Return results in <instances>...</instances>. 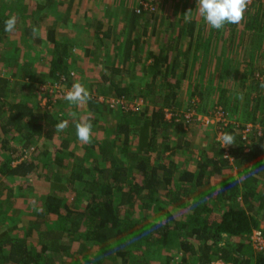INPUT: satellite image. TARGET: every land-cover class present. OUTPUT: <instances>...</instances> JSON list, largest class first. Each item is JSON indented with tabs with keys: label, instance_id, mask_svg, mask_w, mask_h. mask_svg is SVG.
<instances>
[{
	"label": "trees",
	"instance_id": "obj_1",
	"mask_svg": "<svg viewBox=\"0 0 264 264\" xmlns=\"http://www.w3.org/2000/svg\"><path fill=\"white\" fill-rule=\"evenodd\" d=\"M149 4L154 11L138 13L135 8L131 13L130 37L137 34L146 12L155 14L160 9L159 2ZM153 16L151 19L157 23L156 15ZM144 22L143 36L149 26ZM242 22L246 31L238 37L239 44L235 45L234 24L216 30L215 38L225 42L221 47L224 55L239 50L247 55L239 72L241 85L246 88L243 97L245 103L248 101L246 107L239 105L237 96L230 101L226 89L220 90L212 108H208L198 87L189 95L199 102L191 103L186 110L208 115L220 108L224 113L231 112L233 118L242 111V123L238 127L230 124L222 131L235 137V143L228 146L231 160L224 158L220 147L215 159L207 160L200 171H181L172 156L165 155L172 151L169 133L182 128L165 120V110L184 107L179 95L181 85L189 70L202 59V48L207 46L208 52L212 48L213 36L210 32L205 34V26L194 20L169 23L173 34L156 55L148 54L151 65L142 70L151 76L149 83L142 87L137 80L124 88L112 83L114 95L110 96L128 102L142 100L145 107L141 111L110 109L92 97L88 103L95 123L104 118V108L116 122L111 132L114 138L110 143L98 144V153L93 147L88 149L86 154L90 153L91 160L75 159L74 167L66 169L67 175L62 168L54 173L57 177L53 175L51 165L35 157L34 149L31 160L9 157L18 152L17 147L22 155L29 149L30 139L41 133V127L33 121L42 116L48 120L54 108L50 106L56 104L49 103L39 115L28 104L30 96L18 98L10 89V82L0 80V264H49L57 258L70 259L63 264H264V252H255L249 242L253 231L264 234L257 218V215L264 218V191L257 194L255 190L257 181L264 180V87L261 86L264 64L258 63L264 62V0H251ZM104 38L108 40L110 36ZM133 44L130 40L123 45L128 54ZM66 54L64 47L53 54L51 80L69 78ZM225 69L226 77H232L228 60ZM132 71L129 68V75ZM249 79L251 84L246 86ZM36 92L33 98L35 109H39L41 99ZM57 123L54 122V128ZM246 125L252 128L244 137L241 130ZM136 126L140 128L142 141L136 152H131L130 133ZM146 130L151 133L149 139ZM61 159L57 160V167H62ZM99 163H108V167L99 168ZM230 163L238 170L241 184L232 176L222 175L223 169L231 167ZM37 169L43 171L37 176L47 182L56 178L57 183L50 187L49 193L35 194L34 204L30 182ZM131 174L133 181L127 183ZM213 175L225 177L221 195L231 202L219 220L211 216L212 208L207 202L195 204L199 198L209 196L206 177L210 179ZM22 182L29 186L26 191ZM13 184L19 185L16 191L11 188ZM123 184L126 190L122 189ZM67 194L74 195L75 201L69 202ZM17 201L29 204V213L15 208ZM190 201L195 202L191 205ZM184 210L189 214L185 216ZM172 211H177L180 218H175ZM73 247H77L76 253H72Z\"/></svg>",
	"mask_w": 264,
	"mask_h": 264
},
{
	"label": "crops",
	"instance_id": "obj_2",
	"mask_svg": "<svg viewBox=\"0 0 264 264\" xmlns=\"http://www.w3.org/2000/svg\"><path fill=\"white\" fill-rule=\"evenodd\" d=\"M150 1L159 2L160 7L165 2V0L164 2L161 0H0V80L10 82V89L18 98L24 95L30 96L31 104L28 103L30 108L40 113L37 114L42 115L44 109L41 106H39V109H35L36 99L33 98V93L42 84L60 81L61 78H59V81H57V78L51 80V60L56 49L60 50L64 47L65 52H67V65L69 68L66 74L69 78H66V85H64L69 89L74 82H81L90 91L92 97L93 95L109 97L110 94L114 95L112 83L124 88L127 84L140 80V85L145 86L151 80L149 74L142 72L143 68L151 65V60L147 58L148 54L156 55L163 48L166 39L173 34L169 30V23L181 19L185 20V15L189 11L183 8H178V10H161L158 8L155 14L146 12L144 21L149 23L147 30H145L147 34L143 36V24H146V22L141 19L137 34L134 33L130 37L129 21L131 20V13L139 9L141 3ZM172 2L174 1L172 0ZM185 5L186 7L190 6L189 0H186ZM189 14H191V11ZM13 15L17 17L16 30L14 33L6 34L4 32V22ZM152 15H156L157 23H154L151 19ZM191 20L194 19L191 18ZM33 27L38 30L35 37L32 35ZM105 35H109L110 38L107 40V38H104ZM234 35H236V32ZM130 40L134 44L128 54L123 45ZM235 40L237 41L235 45L239 44V39L235 38ZM211 46L215 47L216 43ZM129 68L133 70L130 74L132 76L129 75ZM227 71L225 69L224 75ZM184 82L180 90L187 88L186 85H183ZM105 93L107 95H104ZM55 104L50 106L54 108L51 110L52 114H48L49 121L44 116L33 121L41 127V133L39 136L30 139L28 150L33 148L36 152V154L34 152L35 157L44 159V163L50 164L53 175L56 174L57 168L60 170L62 168L63 174L67 175L69 174L68 171L74 167L75 159L84 157L92 159L90 153V157L86 154L88 149L93 147L95 153H98V144L112 142L114 136L111 132L116 122L113 116L103 108L104 118H98V122L95 123L89 103L79 108L69 105L65 100L58 101ZM179 109L184 111L183 107ZM71 111L77 113L76 120L68 116ZM197 114L204 115L198 112ZM80 118L90 120L92 123V142L90 144H82L76 137L75 124ZM61 120H67L68 127L66 131L57 133L53 124ZM198 126L200 127V124H191L189 127H184V129L182 127V130L174 129L168 135L172 151H168L165 155L172 156L173 162L181 171H200L204 163L207 160H214L216 154L220 151L218 134L212 131H207L209 134L206 132L202 134L203 128H198ZM145 133L149 139L151 137L150 131L146 130ZM130 136L132 141L130 151L136 152L138 144L142 141L140 140V128L137 126L132 128ZM17 148L18 152L9 157L14 156L20 160L22 150L19 147ZM32 156L30 154L27 159H33L34 156ZM99 158L98 161H101ZM0 159L2 160V158ZM58 159H61L62 167H57ZM89 163L93 164V162ZM99 164V168L106 169L108 167V163ZM125 164L127 165V162ZM230 166L229 169L222 170V175H225L226 178L232 176L233 180H237L241 184L242 180L239 178L238 170L231 163ZM38 172L43 173V171L37 169L36 176L33 175L30 183L37 190H43L40 191L39 195L47 194L52 186L57 183L55 182L56 178L51 182H47L37 176ZM132 175L129 176L127 183L133 181L131 179L133 178ZM207 175L208 171L205 176ZM40 179L44 183L40 182ZM206 179L211 189H206L210 192L209 196H203L196 202H190L191 205L194 202L195 204L207 202L212 208L211 216H214L215 219L217 217L219 220L222 212L231 204L221 195V187L225 177L213 175L210 179L208 177ZM122 186V189L126 190V186L124 184ZM263 186L264 180L259 179L255 189L257 194L264 191ZM67 197L69 202L75 201L72 200L74 195L67 194ZM36 201L32 202L31 200V203L35 204ZM14 207L25 214L30 211L29 204L26 205L22 201H17ZM183 214L186 216L189 212L184 210ZM261 217V215H257L260 221V229H263L264 218L261 219ZM175 218L179 219L180 217ZM71 250L72 253H76L78 249L73 247ZM54 261V263L50 261L49 264H63V261H70V259L57 258ZM213 264L224 263L214 262Z\"/></svg>",
	"mask_w": 264,
	"mask_h": 264
},
{
	"label": "rangeland",
	"instance_id": "obj_3",
	"mask_svg": "<svg viewBox=\"0 0 264 264\" xmlns=\"http://www.w3.org/2000/svg\"><path fill=\"white\" fill-rule=\"evenodd\" d=\"M161 1L164 2V0H161ZM173 1L174 2H172V0H165L164 5H161L160 9L161 10L163 9L164 10H178V8H183L184 10H191V14H190L191 18L196 20V22L199 25L205 26V29H206L205 34H208L210 32L211 35L213 36L212 42L214 44L216 43V49H214L215 47L212 46L213 49L210 48L209 52L206 49L207 46H204L202 48V51H203L202 59H200L196 63V65L193 67L192 70L191 69L189 70L188 78L185 80L183 84V85H186L187 88H185V90L182 89L183 91L180 90L179 92V95L182 98L181 101L183 102L184 111L190 107L191 103L199 102L197 97H193V98L189 97L191 90L197 87H198V91L204 94V97L206 101L208 102L207 103L208 108H212L214 105L217 104L218 94L220 90L222 89L223 90L226 89L229 91L230 101L235 100L237 96L240 99L239 105L245 108L246 105L248 104V101L245 103V100L241 99L240 97L241 95L243 97L246 96L245 95L246 91H244V89L246 88L241 85L239 72H240V69L245 65V62L247 61L246 60L247 55H244L243 53L240 54V50L239 52L229 53L225 55L224 53L221 52V47L224 45L225 42L223 41V39H220V38L217 40V38H215L216 29H213L210 26H208L206 22L203 20V18L199 16L197 0H189L190 6H187V7L185 5L186 0H173ZM223 29L224 28H222V30ZM245 29L246 28L244 27V22H242L240 25H237L234 28L236 32L235 38H238L239 35H243V32L245 31ZM206 40L207 39H205V41ZM227 60L230 62V69L232 73V77L230 78L226 77V74L224 75ZM258 63H262V65L264 64V62H258ZM250 80L251 79L246 81L245 83L246 86L247 85L249 86L251 84ZM210 110L211 109L209 110L207 109L208 112ZM229 113L231 114V115L228 114L229 116L228 118L230 122H233V123L241 122L242 123V117H241L242 111H240L238 115H235L236 117L234 118L232 117L233 116L232 113L231 112ZM198 128H203V127L198 126ZM204 129L205 128H203V130L199 129V130H202V134H205V132L209 134V132L207 131L216 132L214 128H206V130ZM39 178H43V177H39ZM39 181L44 183L42 179H40ZM18 184H13L11 187L12 190L16 191L15 188L19 186ZM21 186L24 188L25 191L29 187L28 184H26L25 182H22ZM31 187H32L31 189L32 195L30 194V196H34L32 197V202H35L36 201L35 194H39L41 193L40 191H43V190H37L36 188L33 187L32 184H31ZM174 213H175L174 214L175 217H179V214L177 212H174Z\"/></svg>",
	"mask_w": 264,
	"mask_h": 264
},
{
	"label": "built area",
	"instance_id": "obj_4",
	"mask_svg": "<svg viewBox=\"0 0 264 264\" xmlns=\"http://www.w3.org/2000/svg\"><path fill=\"white\" fill-rule=\"evenodd\" d=\"M154 7L149 4V2H143L140 4V8L137 9L139 13L140 10L145 11H154ZM73 77V76H71ZM65 78L62 77L59 82L55 83H46L39 87L36 92V96L38 99H41L40 106L45 109V107H49V103L55 104L58 101H64V94L69 90L65 85ZM65 84V85H64ZM93 99L97 102L106 105L110 109H122L124 111H141L145 104L142 100H133L131 102L117 99L115 97H103L100 95H93ZM165 120L167 122H172L174 124H179L183 127H189L191 124H200L203 128H214L217 132L218 142L221 147V138L222 131L230 125L234 124L236 127L239 126V123H233L229 121L228 113H224L220 108H217L213 113H208V115H200L197 114L195 110H180L179 108H172L165 110ZM251 126L246 125L243 130H241V134L244 137H247L251 132ZM260 129V128H259ZM264 133V130H263ZM261 134V132H259ZM224 150V158L231 160L228 154V146L221 147ZM33 148L24 152L21 156L20 161L27 159V157L31 154ZM250 245L252 246L255 252H264V234L261 231H253L249 238Z\"/></svg>",
	"mask_w": 264,
	"mask_h": 264
},
{
	"label": "clouds",
	"instance_id": "obj_5",
	"mask_svg": "<svg viewBox=\"0 0 264 264\" xmlns=\"http://www.w3.org/2000/svg\"><path fill=\"white\" fill-rule=\"evenodd\" d=\"M251 0H197L198 14L213 29L220 30L226 24L240 25L244 20L245 11ZM189 10L185 15V21L191 20ZM17 17L11 16L4 22V32L6 34L14 33L16 30ZM37 28H32V35H37ZM264 87V84L261 85ZM243 99V96L240 97ZM92 99L90 91L81 82H74L71 88L64 94V100L69 105L79 108L86 105ZM68 116L73 120L77 119V113L71 111ZM68 121L61 120L56 124V132H64L67 130ZM76 137L82 144H90L92 142V123L90 120L80 118L75 124ZM235 143L234 135L224 133L221 138V147H227Z\"/></svg>",
	"mask_w": 264,
	"mask_h": 264
}]
</instances>
